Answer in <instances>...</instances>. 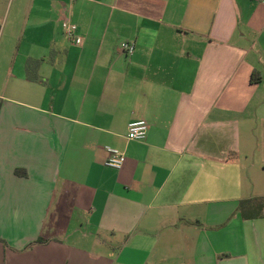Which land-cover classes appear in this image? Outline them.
<instances>
[{
  "label": "crops",
  "instance_id": "crops-1",
  "mask_svg": "<svg viewBox=\"0 0 264 264\" xmlns=\"http://www.w3.org/2000/svg\"><path fill=\"white\" fill-rule=\"evenodd\" d=\"M260 148L264 3L0 0V264H264Z\"/></svg>",
  "mask_w": 264,
  "mask_h": 264
},
{
  "label": "built area",
  "instance_id": "built-area-1",
  "mask_svg": "<svg viewBox=\"0 0 264 264\" xmlns=\"http://www.w3.org/2000/svg\"><path fill=\"white\" fill-rule=\"evenodd\" d=\"M259 3H264V0H254ZM62 28L66 37L74 42H79L77 35V27L67 20L62 21ZM120 50L126 56H132L135 51V44L129 41H122L120 43ZM148 131V124L144 120L132 121L127 125L126 139L129 141H142L146 138ZM105 166L112 169H121L125 161V156L122 152L107 147L106 149Z\"/></svg>",
  "mask_w": 264,
  "mask_h": 264
},
{
  "label": "trees",
  "instance_id": "trees-1",
  "mask_svg": "<svg viewBox=\"0 0 264 264\" xmlns=\"http://www.w3.org/2000/svg\"><path fill=\"white\" fill-rule=\"evenodd\" d=\"M15 173L19 176H25L24 170H16ZM238 212L242 219L250 220L264 216V199H248L242 200L238 205ZM43 239H38L36 242H42Z\"/></svg>",
  "mask_w": 264,
  "mask_h": 264
},
{
  "label": "rangeland",
  "instance_id": "rangeland-1",
  "mask_svg": "<svg viewBox=\"0 0 264 264\" xmlns=\"http://www.w3.org/2000/svg\"><path fill=\"white\" fill-rule=\"evenodd\" d=\"M263 156H264V150L260 148V150L257 153L258 162H261V158ZM263 169H264V167H263ZM254 173L258 174V175L254 174L253 175L254 177L252 178V181H253V184H254V187H253L252 191L254 192V194H257V195H255L256 197H254L253 199H255V198L264 199V171L261 174L257 173V172H254ZM223 256L229 257L230 254L226 253V254H223Z\"/></svg>",
  "mask_w": 264,
  "mask_h": 264
}]
</instances>
